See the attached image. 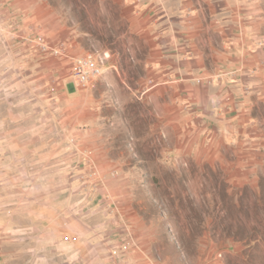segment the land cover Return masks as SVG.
I'll return each mask as SVG.
<instances>
[{
    "label": "rangeland",
    "instance_id": "obj_1",
    "mask_svg": "<svg viewBox=\"0 0 264 264\" xmlns=\"http://www.w3.org/2000/svg\"><path fill=\"white\" fill-rule=\"evenodd\" d=\"M133 16L0 0V264H264V57L171 111Z\"/></svg>",
    "mask_w": 264,
    "mask_h": 264
},
{
    "label": "crops",
    "instance_id": "obj_2",
    "mask_svg": "<svg viewBox=\"0 0 264 264\" xmlns=\"http://www.w3.org/2000/svg\"><path fill=\"white\" fill-rule=\"evenodd\" d=\"M124 5L134 14L128 27L146 41L150 74L162 91L175 97L164 102L171 111L178 110V90L240 87V75L235 77L230 70L239 68L240 62L256 66L264 57V17L256 0H124ZM221 72L233 84H220ZM207 76L217 80L196 82ZM210 99L216 106L218 97Z\"/></svg>",
    "mask_w": 264,
    "mask_h": 264
},
{
    "label": "built area",
    "instance_id": "obj_3",
    "mask_svg": "<svg viewBox=\"0 0 264 264\" xmlns=\"http://www.w3.org/2000/svg\"><path fill=\"white\" fill-rule=\"evenodd\" d=\"M101 75L100 63L93 56L77 59L73 63V76L79 82L88 84Z\"/></svg>",
    "mask_w": 264,
    "mask_h": 264
},
{
    "label": "bare ground",
    "instance_id": "obj_4",
    "mask_svg": "<svg viewBox=\"0 0 264 264\" xmlns=\"http://www.w3.org/2000/svg\"><path fill=\"white\" fill-rule=\"evenodd\" d=\"M108 56H106V58H107Z\"/></svg>",
    "mask_w": 264,
    "mask_h": 264
}]
</instances>
